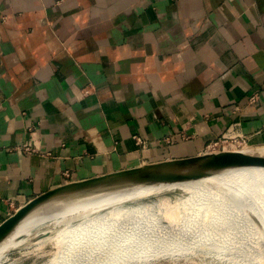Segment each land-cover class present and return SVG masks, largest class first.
Masks as SVG:
<instances>
[{
  "label": "crops",
  "instance_id": "1",
  "mask_svg": "<svg viewBox=\"0 0 264 264\" xmlns=\"http://www.w3.org/2000/svg\"><path fill=\"white\" fill-rule=\"evenodd\" d=\"M239 139L264 144V0H0V221L58 183Z\"/></svg>",
  "mask_w": 264,
  "mask_h": 264
},
{
  "label": "bare ground",
  "instance_id": "2",
  "mask_svg": "<svg viewBox=\"0 0 264 264\" xmlns=\"http://www.w3.org/2000/svg\"><path fill=\"white\" fill-rule=\"evenodd\" d=\"M246 148L259 149L260 145ZM172 191H179L180 196L165 201L170 208L166 213L159 212L157 201L145 200L151 194ZM253 221L264 235V163L216 162L181 175L153 176L99 191L33 220L34 228L42 224L32 234L61 237L63 244L50 264H132L135 260L142 264L192 249L196 236H229L230 230L245 236L243 229L260 236L255 234ZM216 244L207 245L214 249ZM220 246V250L226 248Z\"/></svg>",
  "mask_w": 264,
  "mask_h": 264
},
{
  "label": "water",
  "instance_id": "3",
  "mask_svg": "<svg viewBox=\"0 0 264 264\" xmlns=\"http://www.w3.org/2000/svg\"><path fill=\"white\" fill-rule=\"evenodd\" d=\"M259 149L247 148L215 149L193 155L166 158L156 161H142L135 164L118 166L86 176L58 183L34 195L17 206L0 221V263L22 241V234L31 226L33 220L57 213L80 202L99 191L112 189L138 180L164 175H181L182 171L201 169L206 164L225 163H264V144ZM253 201L251 213L256 217V205ZM253 228L259 246L264 253V235L258 230L256 222Z\"/></svg>",
  "mask_w": 264,
  "mask_h": 264
},
{
  "label": "rangeland",
  "instance_id": "4",
  "mask_svg": "<svg viewBox=\"0 0 264 264\" xmlns=\"http://www.w3.org/2000/svg\"><path fill=\"white\" fill-rule=\"evenodd\" d=\"M244 144L241 146L243 147ZM255 145V144H253ZM251 144L244 146H253ZM258 145V144H256ZM243 147V148H244ZM180 196L179 191L166 192L159 195L151 194L145 198L147 201H157L159 212L166 213L170 210L165 201L172 202ZM42 224V223H41ZM39 224V225H41ZM37 225L36 227H38ZM35 227V228H36ZM34 226L29 227L22 234V244L9 254L0 264H50L56 249L58 250L63 241L60 236H45V234H32ZM243 229L245 236H238L236 232L230 230L229 236H199L195 237L194 246L192 249L180 252L172 256H157L144 260L142 264H264V253L259 248L258 241L253 236L252 232ZM231 233L232 236H231ZM235 233V234H234ZM251 233V235H250ZM32 234V235H31ZM31 235V236H29ZM236 235V236H235ZM60 237V238H59ZM203 237V241L200 238ZM217 237V238H216ZM250 237V238H249ZM213 240H211V239ZM214 238V239H213ZM197 239V240H196ZM205 239V240H204ZM211 244H219L216 248H210ZM210 239V240H209ZM225 239V240H223ZM254 239V240H252ZM53 240V241H51ZM219 240V242H217ZM249 240V241H248ZM196 241V242H195ZM215 241V242H214ZM203 242V246L199 245ZM199 243V244H198ZM223 243V244H222ZM202 244V243H201ZM225 244L226 248H219ZM258 244V246H256ZM200 247H196V246ZM257 247V248H256ZM196 248V249H195ZM228 248V249H227ZM225 249V250H224ZM259 249V250H258ZM57 252V251H56ZM262 252V254H261ZM54 254V255H53ZM259 254V255H258ZM53 256V257H52ZM139 260L133 261L132 264H138ZM146 261V262H145Z\"/></svg>",
  "mask_w": 264,
  "mask_h": 264
},
{
  "label": "built area",
  "instance_id": "5",
  "mask_svg": "<svg viewBox=\"0 0 264 264\" xmlns=\"http://www.w3.org/2000/svg\"><path fill=\"white\" fill-rule=\"evenodd\" d=\"M81 91L84 92V93H87L88 90H87V87H83L81 88ZM253 100V97H251V101ZM133 139L134 141L139 144V146L142 145V140H141V137L140 136H133ZM225 141V140H223ZM223 141H222V144H223ZM244 144V139H239V140H234V141H230L228 143H226V145H221V148L222 149H226V148H230V149H236V148H240L242 147L241 145ZM219 142H214L213 144H211V148H214L216 149L217 147H219ZM26 150H34L33 146L30 144L28 146L25 147Z\"/></svg>",
  "mask_w": 264,
  "mask_h": 264
}]
</instances>
